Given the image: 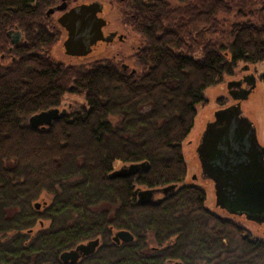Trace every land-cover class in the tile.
Wrapping results in <instances>:
<instances>
[{"label": "trees", "instance_id": "trees-1", "mask_svg": "<svg viewBox=\"0 0 264 264\" xmlns=\"http://www.w3.org/2000/svg\"><path fill=\"white\" fill-rule=\"evenodd\" d=\"M59 3L0 0V61L10 60L0 64V264H64L62 252L94 239L75 264H264L262 241L207 210L201 188L178 187L205 90L240 63L264 62V0L118 2L137 41L128 70L52 60L59 32L48 11ZM65 95L84 105L30 127ZM115 163L145 168L111 177ZM169 185L156 202L134 193ZM120 230L133 240L113 243Z\"/></svg>", "mask_w": 264, "mask_h": 264}, {"label": "water", "instance_id": "water-1", "mask_svg": "<svg viewBox=\"0 0 264 264\" xmlns=\"http://www.w3.org/2000/svg\"><path fill=\"white\" fill-rule=\"evenodd\" d=\"M64 7L62 4L57 9L60 11ZM102 10L103 5L94 1L76 5L58 17L57 24L66 32L62 45L66 56L86 57L96 43L112 40L114 34L103 36L105 21L98 17ZM13 36L17 41L20 34L15 33ZM249 78V88L246 87L236 96L230 95L238 101L237 104L214 112L212 121L206 124L202 132L195 152L201 177L213 184L215 206L228 215L243 216L247 221L260 224L264 222V146L259 143L255 127L242 115L239 105L255 87V78ZM234 85H239V82L231 81L228 88ZM62 114L58 109L44 111L32 116L29 125L33 128L49 126ZM144 168L143 164H129L112 171L111 177L134 176ZM175 189L176 185H169L158 189H136L134 193L139 203H149L159 200L154 198L156 194L165 197ZM35 208H39L38 203ZM111 240L115 244L129 243L133 236L120 230L113 233ZM99 245V239L81 243L74 249L62 252L59 260L64 264H75L80 258L91 255Z\"/></svg>", "mask_w": 264, "mask_h": 264}, {"label": "rangeland", "instance_id": "rangeland-1", "mask_svg": "<svg viewBox=\"0 0 264 264\" xmlns=\"http://www.w3.org/2000/svg\"><path fill=\"white\" fill-rule=\"evenodd\" d=\"M100 2L104 5V14L106 15L108 11V19L112 22L116 19L117 15H115L116 10L118 9L115 6L114 0H68V5H79L83 3L90 2ZM171 5H176L177 0H169ZM58 13L53 14L51 20L55 23L56 17ZM116 16V17H115ZM232 16L227 17L226 19L232 20ZM55 28L59 32V39L57 43L53 45V47L49 50V57L56 62H61L63 64L70 63H79V61L68 60L63 55V49L60 48L61 42L63 41L62 31L59 26L55 23ZM110 30H113L114 27H110ZM137 45V41L133 36L129 35L128 38L123 43H115L113 46H106L104 44H99L94 47L86 60L84 62H101L103 60H112V61H121L128 65V67H132V58L134 55V48ZM10 63V60L0 61V64L7 65ZM246 66V69L244 67ZM264 73V62H260L254 65H245L243 63L238 64L235 73L232 77H224L223 81L213 87H210L204 92V103H200L196 105V116L194 118L192 129L186 138V140L182 143V156L186 165V177L184 181L178 185V187L183 185H193L201 188L205 192V208L209 210L211 213L225 218L227 220L232 221L237 224L244 230L248 231L253 238H262V233L264 232V226L257 227L255 224L246 221L243 217H233L229 216L226 212L220 210L215 206V197L212 182L205 180L201 177V170L199 166V162L196 156V147L199 143L202 132L206 126V124L213 119V114L215 111L226 108L228 106L234 105V101L232 97L228 94V84L231 81L236 82L242 76H253L255 78V87L250 91L247 98L245 100H241L239 102L240 110L242 115L252 122L253 126L256 129L257 139L260 144L264 145V85L260 81V76ZM84 105V99L81 96H73V95H65L63 97L61 105L58 107L59 111L64 110L66 114H69L73 111H76L81 106ZM124 165H118V163L114 164V170L120 169ZM127 166V165H125ZM140 190H145L144 187H141ZM161 194H156L154 196L155 199L162 198ZM42 202V201H41ZM42 204V203H40ZM44 204V203H43ZM173 264V263H172Z\"/></svg>", "mask_w": 264, "mask_h": 264}, {"label": "flooded vegetation", "instance_id": "flooded-vegetation-1", "mask_svg": "<svg viewBox=\"0 0 264 264\" xmlns=\"http://www.w3.org/2000/svg\"><path fill=\"white\" fill-rule=\"evenodd\" d=\"M118 2H120V3H123L124 2V0H114V3H115V6H117L118 5ZM68 0H60V3L58 4V6H60V5H64L65 7H64V9H62V10H58L57 9V7H55V8H52V9H50V10H53L52 11V13H48L49 14V16H52L53 14H55V13H58V16L56 17V20H55V23L57 24V19H58V17L60 16V15H62L64 12H66L67 10H69L70 8H72V7H74V6H76V5H73V6H69L68 4ZM83 4H86V3H83ZM102 4V3H101ZM103 5V4H102ZM118 8V7H117ZM103 9H104V5H103ZM49 12V11H48ZM110 13V11H108V13L105 15L104 14V11L102 10V12L100 13V14H98V17H100V18H102L104 21H105V26L103 27V29H102V32H103V36L104 37H108L109 35H111V34H114L115 36L112 38V40L111 41H109L108 43H104V42H98V43H96L91 49L93 50L94 49V47L95 46H97V45H99V44H104V45H106V46H113L115 43H123L125 40H126V38H128V36L130 35H132V33H131V30H129V28L127 27V26H123L122 24H120V20H119V18L118 17H116V19H114L113 20V22L110 20V19H108V14ZM118 14V9L116 10V13H115V15H117ZM58 25V24H57ZM59 26V25H58ZM110 27H114V29L113 30H110L109 28ZM59 28L61 29V31H62V35H63V41L61 42V46H60V48L61 49H63V47H62V45H63V42L65 41V39H66V32L59 26ZM60 35V34H59ZM21 36V35H20ZM121 36V39H119V37ZM59 39V38H58ZM18 40H20V37H19V39ZM58 41V40H57ZM57 43V42H56ZM91 50V51H92ZM63 55H64V57H66L68 60L70 59V60H75V61H79V62H83L84 60H86V58L88 57V56H86V57H83V58H78V57H69V56H66L65 54H64V50H63ZM127 66L126 68H123V66ZM120 66L122 67V69L123 70H128V69H130V67H128V65H126V64H124V63H121L120 64ZM250 76V75H249ZM249 76H242L239 80H237L236 82H239V85H234V86H231V87H229L228 88V94L229 95H233V96H236L238 93H240L243 89H245L246 87L247 88H249L250 86H251V83H250V78H249ZM256 81V80H255ZM234 101V103L233 104H237L238 103V101H235V100H233ZM58 109V108H57ZM59 110V109H58ZM60 112V114H64L65 112H64V110H61V111H59ZM62 112V113H61ZM62 114V115H63ZM260 143V142H259ZM262 145V144H261ZM264 146V145H263ZM209 181V180H208ZM160 199V198H159ZM230 216V215H229ZM234 217V216H233ZM235 217H237V216H235ZM243 216H241L240 218H242ZM239 218V217H238ZM244 218V217H243ZM245 219V218H244ZM247 221V220H246ZM248 222H250V221H248ZM251 223H253V224H255L257 227H262V226H264V222H262V223H254V222H251ZM262 238H264V232L262 233ZM257 239V238H256ZM257 240H259V241H262L263 243H264V240L263 239H260V238H258Z\"/></svg>", "mask_w": 264, "mask_h": 264}]
</instances>
